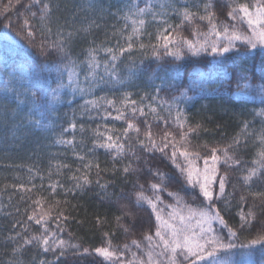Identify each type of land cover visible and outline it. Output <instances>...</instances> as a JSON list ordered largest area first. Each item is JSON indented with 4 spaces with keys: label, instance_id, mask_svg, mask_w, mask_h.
<instances>
[{
    "label": "trees",
    "instance_id": "1",
    "mask_svg": "<svg viewBox=\"0 0 264 264\" xmlns=\"http://www.w3.org/2000/svg\"><path fill=\"white\" fill-rule=\"evenodd\" d=\"M76 1H82L81 8L78 9L75 6ZM171 2L175 3L177 8L189 7L193 12L204 14L202 6L205 0H200L199 9L196 7V0H171ZM238 2L251 4L253 0H238ZM131 3L144 7L148 0H52V13L47 22V27L51 29L49 33L41 27L38 20L39 5H32L31 0H0V85L8 78L5 75L7 72L29 81L34 85L31 91L40 89L46 94L48 100L46 115L42 118V124L47 125L46 128H36L20 123V115L28 111L24 105H21L24 112L15 117L10 111L5 115L4 109L0 108V264H39L41 258L46 261L54 258L52 252L43 253L35 243L25 246L22 252L13 254L11 250L14 243L7 239L15 232H23L20 226L13 229V225L18 221L27 222V216L34 210L33 201L38 197L45 201L42 205L45 210L49 206H54L53 219L48 222L49 229L56 231L65 240L78 243L81 249L104 246L106 240H110L111 244L119 249L125 243H130L132 239L142 240L145 232H154L155 220L146 206L133 209L136 212L135 220L125 216L118 223L115 219L121 215V205L129 202L128 199L121 198L122 195L127 196L132 191V185L137 177H139V183L145 185L147 194L151 195L147 182L159 181L152 176L149 168H159L172 177L167 180L165 187L172 191L179 190L187 203L203 206L204 201L198 188L187 192L180 190L184 183L183 179L171 161L160 152L147 153L143 148L136 146L134 151L136 156L140 157L139 161L136 160V156L127 154L123 161L115 162L112 160V154L104 149H96L89 154L88 149L92 147L93 139L91 130L100 125L103 131L105 123L109 128L122 130L126 127V122L111 118L105 121L95 111L82 114L80 105L85 100L107 96L116 99L119 106V100L125 92L133 93L132 99L137 101L142 95L149 93L144 101V104H148L151 102V94H155L156 87L160 86V97L173 103L174 107H182L188 117L189 125L195 126L197 123L202 125L198 133L190 137L193 148L205 142L210 146L216 144L223 146L229 143L237 133H241L242 121L245 120L249 122V132L253 130L259 132L264 127V117L257 115L259 110L264 109V103H261V96L264 93L256 87L264 84L259 67L261 60L264 59V52L258 48L251 50L246 57L240 55L236 59L235 67L231 63L220 66L215 63L209 64L211 57L205 59L189 57L187 54L183 60L175 61L171 57H164L161 53L162 59L157 60L151 55V49L145 53L138 47L140 43L145 45L155 43L157 30L164 27L163 24L153 21L151 16L144 17L148 23L142 33V39L134 40L133 50L130 53L126 52L117 62L120 78L125 80L124 86L109 82L88 95L76 94L71 89L65 88L61 91L58 100H52V89L57 86L59 71L53 63V58L56 63L63 64L67 57L61 58L55 50H49L50 56H42L37 45L42 40L56 41L57 34L62 29L65 36L70 31L74 33L71 38V56L81 61L84 60L87 55L86 50L90 47L97 45L114 47L118 39L120 46H126L125 39L114 33L124 28L123 14L128 10L126 6ZM151 3L154 5V10L158 11L161 5L167 6L170 0H151ZM229 3L230 0H214L213 11L216 12L218 21L230 22L227 17ZM5 6H8L6 12ZM98 7V10L103 13L102 18L97 17ZM167 11L168 22L173 26L180 24V18L172 13V8L167 7ZM32 12L37 13L36 19H32ZM25 18L31 21L36 33L35 40L31 44L15 35ZM9 20L12 22L11 28L5 29L4 26ZM194 27L207 31L208 25L206 21L197 18L192 23L186 22L178 31L192 39L191 33ZM240 27L244 31L247 30L246 24ZM85 28L88 31H84ZM6 31L7 35H5ZM128 31H131L130 24ZM127 34L126 32L123 35L126 37ZM245 50L246 46H240L241 54ZM233 55L236 54L233 53ZM99 59L103 62L107 56L101 51ZM240 73L247 75L248 82L253 87L245 88L243 80L238 83ZM82 78L83 73H81ZM64 82L67 83L66 72ZM186 87L190 89L187 91V97L181 96V89ZM3 94L0 91V96ZM173 97L177 98L175 102L172 100ZM12 107L14 104L8 105L9 109ZM100 111L102 112L103 109ZM158 111L164 119L147 117L156 139L159 140L165 132H171L179 139L180 129L174 127L171 122L166 125L168 113L162 108ZM144 119L137 116L134 121L141 129V138L147 131ZM73 122L77 125L75 131L69 128ZM80 125L85 127L83 133L80 131ZM65 128H68L67 132H64ZM184 131H187V127ZM131 135L135 136L134 133ZM61 137L74 139V146L57 144L56 140ZM240 139L242 143L239 148L233 149V152L236 158L241 160V164L238 167H228L223 163L218 165L219 174L227 173L228 175L226 193L232 195L230 206H225V201L229 199L227 195L225 200L217 201L216 206L233 228H238L240 225V218L237 215L240 211V196L245 195L247 204L252 205L254 201L251 193L264 191V184L259 180L254 179L251 187H246L241 179L244 174L242 170L252 167L251 161L260 149V144L255 142V135L241 134ZM132 143L135 145L134 139ZM168 152L170 154L171 149ZM76 153L85 155L87 158L80 160ZM89 160H92L93 164H99V173L93 167L89 174L91 183L82 188L70 190L75 184L70 177L84 174L83 165ZM129 160L133 162L134 167L140 169L139 173H130L124 177L120 171L113 172L114 164L117 169H121ZM145 160L148 161L147 166L144 163ZM198 163L201 167L203 166V160ZM57 165L68 167L58 170ZM77 169L80 171L77 172ZM56 181H59L63 187H57L53 194L49 185ZM105 183H108L107 192L111 193L110 196H106L105 191L100 188V185ZM21 184L32 190H20ZM161 195L166 203H173L167 192ZM255 203L259 202L255 201ZM244 210L247 211V207ZM61 212L67 217V220L60 224V227L64 229L63 232L59 231L54 218ZM256 212L257 220L251 225V230L245 228L240 231L241 240L261 232L260 221L264 220V217L259 215V207ZM124 227H127L129 231L125 232ZM214 227L219 229L221 226L214 225ZM39 233L40 226L32 221L28 222V231L23 232V235ZM105 233L109 234L107 238ZM221 234L226 235V230ZM21 242L22 239L15 243ZM132 250L137 251L134 247ZM232 259L234 264H264V255H261L259 249L249 251L247 258L242 256L240 250H235ZM60 264H103V260L95 253L84 256H73L69 253L66 258L60 260Z\"/></svg>",
    "mask_w": 264,
    "mask_h": 264
},
{
    "label": "snow or ice",
    "instance_id": "2",
    "mask_svg": "<svg viewBox=\"0 0 264 264\" xmlns=\"http://www.w3.org/2000/svg\"><path fill=\"white\" fill-rule=\"evenodd\" d=\"M32 5H39L38 20L41 27L45 28L49 33L51 29L47 27V22L52 13V0H31ZM28 7V6H26ZM127 11L123 14L125 21L124 28L118 30L120 38L125 39L126 46H120V40L114 47H103L97 45L88 48L87 55L84 60H78L71 56V38L73 32H68L67 36L63 34L61 29L58 32L56 41L42 40L37 47L42 56H50L49 50H55L61 58L67 57L63 64L56 63L53 58V63L58 71V83L56 88L52 89V100H58L61 91L65 88L71 89L73 93L80 95L91 94L95 89L106 85L109 82L124 86L125 80L120 78L118 71V61L126 52L133 50V41L142 39V33L148 23L144 17L151 16L153 21L164 25L158 29L155 35V43L145 45L140 43L139 50L147 53L151 49V55L157 59L171 57L175 61H181L185 58V54L189 57H211L209 64L215 63L220 66L225 63H231L236 66V59L240 56H248L251 50L260 49L264 52V0H253L249 3H239L238 0H230L227 17L230 22L218 21L216 12L213 11L215 5L214 0H205L202 6L204 14L193 12L189 7L177 8L175 3L171 2L165 6L161 5L160 10H154V5L151 0L144 7L138 4L131 3L126 6ZM167 7L172 8V13L180 18V24L173 26L167 20L169 15ZM196 7H201L200 0H196ZM8 6H5V12ZM32 19L37 18V13H31ZM206 21L207 31H201L198 27L192 29V39L180 34L178 29L182 28L187 23H192L195 19ZM11 20L4 26L5 29L11 28ZM131 25V31H128V26ZM246 24L247 30L241 29V25ZM34 26L28 18L24 19L23 25L16 31L15 35L27 40L30 44L35 40ZM84 31H88L87 28ZM128 33L125 37L123 34ZM8 32H5L7 35ZM43 35V32H41ZM67 40V43H66ZM240 46H246L244 53H240ZM103 52L107 59H99V53ZM235 53L236 55H233ZM255 67V65H254ZM260 76L264 81V59L260 62ZM102 69V74H101ZM67 73V83L64 82V74ZM81 73L83 78L81 79ZM8 77L0 85V91L4 94L0 96V108L4 109V114L7 115L10 111L13 117L24 112L21 105L27 107L28 111L24 115H20V123H26L33 127H47L42 124V118H45L47 111V96L40 89L31 91L34 87L29 81L18 78L15 75L5 73ZM240 80L245 81L244 87H253L248 82V77L245 73H240ZM261 92L264 93V84L257 85ZM160 86L156 87L155 94H151V102L144 104L149 93H145L140 97V100H133L131 92L122 94L117 106V100L107 96L93 97L85 100L80 105L81 113L97 112L105 121L109 118L115 121L126 122V127L122 130L109 128L107 123L101 131L100 125L92 131V147L88 149V153H93L96 149H104L112 154V160L123 161L127 154L136 156L134 151L136 146L144 149L147 153L160 152L165 155L171 164L179 172L183 179L181 189L183 191H195L199 189V194L202 196L204 204L202 207L193 206L187 203L180 195V191H172L165 187L167 180L171 179L167 173L162 172L159 168H149V172L159 182L149 180L148 190L151 195L147 194L145 185L139 183V177L132 185V191L121 198L128 199L127 204L121 205V215L115 217L119 223L125 216L136 219L134 208L147 207L150 209L151 216L154 217L155 227L154 232H145L142 240L132 239L130 243H125L121 248H115L110 240H106L104 246L91 248H80L78 243H73L70 240H65L60 235L48 227L49 220L53 219L54 206H49L45 210L42 205L45 201L38 197L33 201L34 210L27 216V222L18 221L13 225V229L20 226L23 232L28 231V222L34 221L40 226L39 234L23 235V232H15L14 235L7 237L8 240L14 243L12 253H20L25 246L33 245L34 243L42 250L43 253L52 252L54 258L46 261L41 258L39 264H60L62 258H66L69 253L73 256H84L95 253L96 256L102 258L103 264H234L232 254L235 250H240L242 256L247 258L249 251L259 249L261 255H264V220L260 221L261 232L251 238H240V231L247 228L251 230V225L257 220L258 213L256 209L259 207V215L264 217V191L252 192L254 203L247 204V197L240 196V211L237 215L240 218L238 228L231 227L221 211L217 208L216 202L225 200L226 195L229 197L225 201V206H230L231 193H226V185L228 183V175L219 174L218 165L223 163L228 167H238L241 160L237 159L233 149L239 148L242 143L241 134L255 135L256 141L260 144V149L252 159V167L243 169L241 179L246 187H251L252 182L259 180L264 184V127L259 132L253 130L249 132V122L242 121L241 133H237L231 141L223 146L216 144L210 146L207 142L195 145L191 144V135L197 134L202 128V125L197 123L195 126L188 124V117L185 110L180 106H175L173 103L160 97ZM189 88L181 89V96L187 97ZM39 94V95H38ZM177 98L173 97L175 102ZM261 103H264V95L261 96ZM9 104H14L11 109ZM164 109L168 113V119L165 120L167 125L169 122L174 127L180 129L179 139L171 132H165L156 139L155 134L151 130V122L147 117L153 119H164L160 116L158 109ZM103 109L101 112L100 110ZM115 112V115H113ZM257 115L264 117V109L259 110ZM129 116L131 118H129ZM144 117V125L147 131L144 132L143 138L140 136L141 129L135 119ZM39 117V118H36ZM76 123L69 125L73 131L76 130ZM187 127V131H184ZM68 128L64 129L67 132ZM80 131H85L84 125H80ZM134 133L133 137L131 134ZM135 140V145L132 140ZM246 142V141H244ZM57 144H66L74 146V139H64L63 137L56 140ZM83 144V141H81ZM171 149L169 154L168 150ZM77 158L84 160L87 157L76 153ZM140 157L136 156L139 161ZM203 160L201 167L198 161ZM145 165L148 161L145 160ZM68 167L67 165H57V169ZM84 174L73 175L71 180L75 181L73 189L82 188L89 185L91 180L89 174L93 167L100 171L98 163L93 164L92 160L83 165ZM30 171H32L30 169ZM77 172L80 170L77 169ZM120 171L121 175L127 177L130 173H139L140 169L133 166V162L129 160L123 164L121 169H117L115 164L113 172ZM99 183V181H97ZM53 194L57 187H63L59 181L52 182L49 185ZM100 188L105 191L106 196L111 193L107 192L108 183L101 184ZM22 191H31L30 188H25L23 184L19 185ZM167 192L168 197L172 198L173 203H166L161 193ZM258 201L259 203H255ZM59 203V202H57ZM247 207V211H245ZM57 221V227L60 232L64 229L60 224L67 220L61 212L54 217ZM99 222V221H98ZM214 225L221 226L219 229ZM226 230V235L221 233ZM124 231L129 229L124 227ZM109 236L105 233V237ZM21 243H15L21 240ZM133 247L137 251H133ZM130 254V255H129Z\"/></svg>",
    "mask_w": 264,
    "mask_h": 264
},
{
    "label": "rangeland",
    "instance_id": "3",
    "mask_svg": "<svg viewBox=\"0 0 264 264\" xmlns=\"http://www.w3.org/2000/svg\"><path fill=\"white\" fill-rule=\"evenodd\" d=\"M66 1H70V0H66ZM77 2V1H76ZM74 4V3H73ZM77 5H75L78 9L79 8H81V6L83 5L82 4V1H79V2H77L76 3ZM74 7V6H73ZM99 9V7L96 9L99 13H97V17H100V18H102L103 17V13L100 11V10H98Z\"/></svg>",
    "mask_w": 264,
    "mask_h": 264
}]
</instances>
